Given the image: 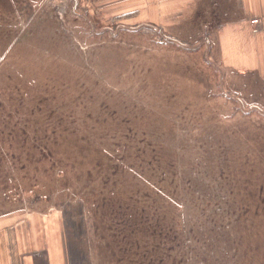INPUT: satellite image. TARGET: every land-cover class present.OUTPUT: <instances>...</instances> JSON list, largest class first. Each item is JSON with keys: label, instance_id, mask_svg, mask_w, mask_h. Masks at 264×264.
<instances>
[{"label": "rangeland", "instance_id": "1", "mask_svg": "<svg viewBox=\"0 0 264 264\" xmlns=\"http://www.w3.org/2000/svg\"><path fill=\"white\" fill-rule=\"evenodd\" d=\"M193 41L0 0V216L58 219L68 264H264V92Z\"/></svg>", "mask_w": 264, "mask_h": 264}, {"label": "crops", "instance_id": "2", "mask_svg": "<svg viewBox=\"0 0 264 264\" xmlns=\"http://www.w3.org/2000/svg\"><path fill=\"white\" fill-rule=\"evenodd\" d=\"M72 1L89 11L120 18L116 22L124 25L207 43L220 66L243 82L235 89L238 94L247 97L250 88L264 92V0ZM63 232L55 218L21 213L0 216V264H68Z\"/></svg>", "mask_w": 264, "mask_h": 264}, {"label": "trees", "instance_id": "3", "mask_svg": "<svg viewBox=\"0 0 264 264\" xmlns=\"http://www.w3.org/2000/svg\"><path fill=\"white\" fill-rule=\"evenodd\" d=\"M116 19H120V18H115V21H116Z\"/></svg>", "mask_w": 264, "mask_h": 264}]
</instances>
